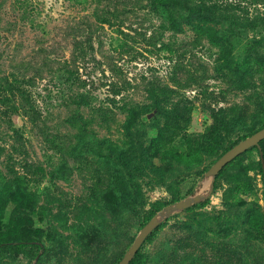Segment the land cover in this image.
I'll list each match as a JSON object with an SVG mask.
<instances>
[{
	"label": "rangeland",
	"instance_id": "obj_1",
	"mask_svg": "<svg viewBox=\"0 0 264 264\" xmlns=\"http://www.w3.org/2000/svg\"><path fill=\"white\" fill-rule=\"evenodd\" d=\"M224 3L0 0V264H118L178 203L132 264H264L261 153L207 174L264 124V0Z\"/></svg>",
	"mask_w": 264,
	"mask_h": 264
},
{
	"label": "trees",
	"instance_id": "obj_2",
	"mask_svg": "<svg viewBox=\"0 0 264 264\" xmlns=\"http://www.w3.org/2000/svg\"><path fill=\"white\" fill-rule=\"evenodd\" d=\"M160 1L162 5L171 4L174 6H181L183 8H186L187 13L189 14H192L195 12L202 13V14H207L211 12L215 14L217 13L218 8H221V6L224 7L225 10H229L228 9L229 7L227 6L228 3L225 4L224 0H221V1L216 0L215 2L214 1L208 2L207 0H191V2L193 3L191 2L188 3L186 2V0H160ZM78 49H79L78 54L81 56H84L85 52L83 51V49L81 48H78ZM75 74L76 72L74 70L71 71L69 78H72L73 76L75 77ZM151 89H152L151 91L152 97L156 98L157 104H160L159 97H157V93L155 92L154 87ZM166 116H167V122L165 124L166 126L160 128V133L158 137V141L161 142L162 144L167 143L169 141V135L167 133L169 129L173 127H178L180 130H185V129L187 130L186 125H188L189 122L191 121L192 109L187 106H185V109H183L181 108V105H178V106H175L173 109L167 111ZM224 127H225V123L222 121V118L216 115L215 122L212 125L210 131L200 133L195 137H192V135H189L188 133H186L187 134L186 138L188 139V142H189V148H191L192 152L197 151L200 147H203L206 142H212L213 140H215L219 136L220 130H222V128ZM262 127H264V124L260 126L258 129ZM258 129L251 131V134L256 132ZM262 142H264V139L262 140ZM236 143L238 142L235 141L233 144L227 147L224 150V152L227 151L229 148H231ZM252 148H256L260 152V149L258 146H253ZM189 154H186V151H185L184 153H180L179 155L180 157H182V156H188ZM242 154L243 153H241L240 155ZM240 155H238V157ZM180 198H181L180 195L174 194L172 201L179 200ZM140 251H141V248L138 250L137 254H139ZM133 262H134V259L130 262V264H132Z\"/></svg>",
	"mask_w": 264,
	"mask_h": 264
},
{
	"label": "water",
	"instance_id": "obj_3",
	"mask_svg": "<svg viewBox=\"0 0 264 264\" xmlns=\"http://www.w3.org/2000/svg\"><path fill=\"white\" fill-rule=\"evenodd\" d=\"M264 139V127L258 129L253 134L248 135L243 140L239 141L227 151H225L216 161L213 163L207 171V174L215 177L230 161L236 158L238 155L246 151L247 149L258 146L260 149L262 164L264 167V149L262 147V140ZM200 198L195 197L194 195L188 198L185 202L196 201ZM183 203H178L177 205H173L159 213V216L153 217L150 219L143 227L139 235L136 237L128 251L125 253L123 258L120 260L118 264H130L133 257L137 254L140 247L145 242L148 235H150L156 227L160 224V220L167 215L170 214L171 211L180 207Z\"/></svg>",
	"mask_w": 264,
	"mask_h": 264
}]
</instances>
